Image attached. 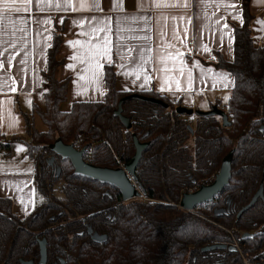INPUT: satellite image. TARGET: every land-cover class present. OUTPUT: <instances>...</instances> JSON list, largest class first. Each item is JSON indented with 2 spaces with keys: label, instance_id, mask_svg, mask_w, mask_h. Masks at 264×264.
Returning <instances> with one entry per match:
<instances>
[{
  "label": "trees",
  "instance_id": "trees-1",
  "mask_svg": "<svg viewBox=\"0 0 264 264\" xmlns=\"http://www.w3.org/2000/svg\"><path fill=\"white\" fill-rule=\"evenodd\" d=\"M243 19V25L234 27V59L220 56L216 64L234 77L228 107L215 103L228 114L230 123L224 126L220 116L177 114L180 101L174 103L154 89L120 91L117 72L108 66L103 100L77 101L62 110L69 79L58 74L63 37L54 30L44 71L46 107L35 103L31 113L23 114L24 135L0 140L5 154L15 143L25 144L36 166L35 186L45 201L20 217L12 198L0 194V264H40L39 242L44 238L49 264L60 259L65 264H244L237 251L203 250L218 243L232 245L228 229L250 264H264V199L241 211L264 184V45H255L254 16L246 7ZM135 93L169 106L137 97L125 100L122 113L131 122L127 129L114 112L122 97ZM36 116L46 130L36 128ZM135 137L148 144L135 171L143 195L126 201L119 188L76 175L72 162L50 147L57 140L86 147L85 160L119 168L135 155ZM229 155L232 176L220 196L196 210L182 209V195L211 183ZM226 205L227 214H215ZM88 227L106 234L107 240L94 242ZM245 232L254 236L243 238Z\"/></svg>",
  "mask_w": 264,
  "mask_h": 264
},
{
  "label": "crops",
  "instance_id": "crops-1",
  "mask_svg": "<svg viewBox=\"0 0 264 264\" xmlns=\"http://www.w3.org/2000/svg\"><path fill=\"white\" fill-rule=\"evenodd\" d=\"M102 7L104 8V12L101 13H87V12H56L52 11L51 13H38L35 11V3H33L31 10L33 12V16L30 20V30L26 34L25 43H27V48L23 51H20L21 44L18 42L16 51H20V55L16 57V61L20 59L27 58L26 53L28 51H32L33 55L31 58H27V64L20 65L16 61H13V65L10 66L5 64V68L7 72L0 70V81L8 79L9 76L15 77L17 84V91L12 92L10 88H3L0 90V140L6 142L13 135H24L25 134V126L26 119L24 118V113H31L34 104L36 103L39 107L45 109V92L47 91L45 86V74L44 71L47 69L48 59L46 49V59L41 55V49L45 47L44 41L45 37L48 35L47 32L43 33V35H37V31L39 30V26L35 24V17L37 15H51L54 18V30H58L62 33L63 41L59 51V58L63 59L62 66L59 69V77L60 79H69V94L68 99L63 102L62 110H70L74 103L77 101H101L105 98V95H101L99 91L95 90L93 85L87 84L86 80H79L77 73L85 66L79 64L77 61H72L69 59L71 55L75 52L80 51L79 47L72 48L69 46L68 41H72L75 39L85 40V36L77 35L82 31L81 28L75 27L72 24L73 19H79L80 16H88V15H111L113 17L112 27L115 30L118 27L117 16L118 13L110 11L113 0H101ZM219 2V0H216ZM225 3H235L236 7L231 8L229 10H225L223 7L216 8L213 7L202 8L198 3V0H191L192 7L189 9H165V14L171 15H181L182 13H186V16H190L192 18V24L187 25L184 20L172 21L168 20V30L169 36L171 35V29L175 26L178 30H183L184 27H189L190 31L188 33V39L184 41L188 47H193L191 43V37L194 32H196L197 26L199 27L200 39L201 43L207 44L211 49V54L193 51L190 55L186 54L185 59L187 60L188 66L191 67L195 60H199L204 68H210L214 73H230L226 69L219 68L216 64L219 62L220 56H223L228 61H232L234 59V41H232L231 49L228 48L230 36L234 37V27L243 25L240 20L233 19L234 16L242 14L243 18V8L246 7L250 10L251 14L254 16L252 21V31L255 45L260 46L264 45V23H259V21H264V3L261 0H224ZM139 0H126V9L127 14L130 16L134 15H148L151 17L150 25L155 28L157 25L156 15L152 12H140L138 7ZM16 6H21L19 3ZM215 11L216 15L213 16L211 13ZM207 12L209 15L206 18L203 17V13ZM14 15H27V13L14 14ZM64 17V24H58L56 21L60 17ZM217 16H223L226 19H222L220 24L216 23ZM244 20V19H243ZM160 23H163L161 21ZM224 23L228 24V28H224ZM5 26H7V21L4 22ZM207 25V28H205ZM49 28H53V25H49ZM131 27L136 31L129 32L126 35H144L145 33L140 32L139 29L144 27L143 22L132 24ZM52 32V35L54 33ZM230 31V35L224 36L223 47L220 46V34L221 31L228 33ZM8 33H0V37L7 36ZM20 34L17 33V36ZM153 37V48L156 50L153 54L155 55L161 49L157 48V40L159 37L157 36V32L153 30L151 32ZM53 39L48 41V43L52 44ZM113 42L115 43V36L113 37ZM130 44L136 45L139 43H144L143 41L130 40ZM173 43H177L173 41ZM177 47H180L182 51L186 52V49L183 45L177 43ZM171 50V49H170ZM12 51L11 49L9 50ZM9 53H4L3 56H0V59H4L8 56ZM211 55H215L217 57L216 60L211 59ZM113 59H116L115 49L113 50ZM69 63L76 64L75 71L67 69L66 65ZM107 65H105L106 67ZM21 68H27L28 71L26 73H21ZM116 72L122 71L121 69L113 66ZM34 70V71H33ZM127 69H125L126 71ZM193 75L195 78V82L193 84L194 91L190 93L184 92H176L175 95L169 92H160L158 88L160 87L159 81L153 79L151 87L152 89L158 91L161 95L167 96L173 101H180L181 105L186 106L188 108H198L199 110L209 111L215 103H221L222 107L227 105L228 100L225 101L224 97H229L231 94V90L233 88L232 85L225 88L222 83L217 82L216 87H212L213 85V76L209 74L207 76L201 77L200 71L198 68L193 69ZM230 79L234 80L233 75L231 74ZM74 81H78L74 83ZM8 83L11 85L12 80H8ZM79 86H87L88 92L86 95H76L78 91H82V87ZM181 85L183 87L184 80L181 78ZM116 86L121 91L125 90V87L131 88V91L139 90V91H148L141 90L138 87L131 84L130 80L122 75H117ZM104 87H106V83L104 80ZM27 94V95H26ZM43 97V98H41ZM11 98L13 103L8 104V99ZM230 98V97H229ZM32 100V105L29 106L27 100ZM11 109V111H9ZM18 120V124L15 128H10L8 125L13 119ZM19 147H23L25 151L20 152L17 149ZM35 172L36 166L35 163L27 155L26 147L23 142L15 143L13 146V150L9 154H5V152L0 148V194L4 197H10L13 201V206L16 213L23 217L24 215L33 211L38 204L44 201L45 196L38 191L35 186ZM41 194L44 196L41 197ZM21 199H23L24 203H21ZM34 203V207H33ZM27 205V208L25 207Z\"/></svg>",
  "mask_w": 264,
  "mask_h": 264
},
{
  "label": "snow or ice",
  "instance_id": "snow-or-ice-1",
  "mask_svg": "<svg viewBox=\"0 0 264 264\" xmlns=\"http://www.w3.org/2000/svg\"><path fill=\"white\" fill-rule=\"evenodd\" d=\"M264 3V0H261ZM19 3L21 6H16ZM35 3V11L38 13H51L56 12H87V13H101L104 12L101 0H0V33L7 32V36L0 37V56L4 53H9L4 59H0V70L7 72L5 64L13 65L16 57L20 55V51L27 48L26 34L30 30V20L33 16L31 7ZM202 8L223 7L226 11L235 8V3H225L224 0H198ZM126 0H113L110 11L118 13L117 23L118 27L114 30L112 27L113 17L111 15H88L80 16L79 19H73L72 24L75 27L82 29L77 35L85 36V40L75 39L68 41L72 48L79 47L80 51L75 52L69 57L72 61H77L79 64L85 65L80 72L77 73L79 80H86L87 84L93 85L96 91L101 95H105L107 89L104 87V80L106 76L105 65L109 68L115 66L122 71L117 72L116 75H122L130 80L131 84L141 90L151 91L152 81L156 79L159 81L160 87L158 91L169 92L175 95L176 92L190 93L194 91L193 84L195 78L193 69L198 68L201 77L212 74L213 85L216 87L217 82L222 83L223 87L227 88L229 85L234 86V80L230 79L231 73H214L210 68H204L199 60H195L191 67L188 66L185 59L186 54L190 55L193 51L204 52L211 54L212 49L207 45L201 43L199 27L197 26L196 32L191 37L193 47H188L184 41L188 39L189 27H184L182 32L175 26L171 29L169 36L168 20L172 21L184 20L187 25L192 24V18L186 16V13L181 15L165 14V9H189L192 7L191 0H139L138 7L140 12H152L156 15L157 25L154 27L149 26L151 17L148 15H134L127 14ZM27 13V15H14ZM208 13L204 12L202 18L208 17ZM211 15L215 16L216 12L213 11ZM223 16H217L216 23L220 24ZM233 19H238L243 23L242 14L234 16ZM7 21V26L4 22ZM54 18L49 15H37L35 17V24L39 26L37 35H43L47 32L45 37V47L42 48L41 55L46 59V49L51 48L52 44L48 43L53 39L52 32L54 30ZM163 21V23H160ZM64 17H60L56 23L64 24ZM143 22L144 27L139 29L144 35H126L129 32L136 31L131 27L132 24ZM264 23V21H259ZM53 25V28H49ZM224 28H228V24L224 23ZM207 28V25H205ZM155 30L159 39L157 40V48L161 49L155 55L156 50L153 48V37L151 32ZM221 31L220 46L223 47L224 36L230 35ZM17 33L20 35L17 36ZM115 36V43L113 37ZM130 40L143 41L136 45L130 44ZM234 37L230 36L228 48L231 49ZM181 44L186 49L182 51L177 47V43ZM18 42L21 44L20 51H16ZM12 50L11 52L9 50ZM115 49L116 59H113V50ZM171 49V50H170ZM32 51L26 53L27 58H31ZM27 58L16 61L20 65L27 64ZM212 60H216L215 55H211ZM67 69L75 71L76 64L69 63L66 65ZM125 69H127L125 71ZM27 68H21V73H26ZM34 71V70H33ZM181 78L184 80V85H181ZM12 80V84L8 80ZM78 84V81H74ZM17 81L15 77L9 76L8 79L0 81V90L3 88H10L12 92H16ZM82 87V91H78L76 95H86L88 92L87 86ZM125 90L131 91V88L125 87ZM27 95V94H26ZM43 98V97H41ZM229 97L225 96L224 100L227 101ZM2 103V102H0ZM12 104L11 98L7 101ZM29 106L32 105V100L28 99ZM11 111V109H9ZM18 124L17 119H13L8 125L10 128H15ZM20 152L25 151L23 147L17 149ZM21 203H24L21 199ZM27 208V205L25 206ZM34 207V203H33Z\"/></svg>",
  "mask_w": 264,
  "mask_h": 264
},
{
  "label": "water",
  "instance_id": "water-1",
  "mask_svg": "<svg viewBox=\"0 0 264 264\" xmlns=\"http://www.w3.org/2000/svg\"><path fill=\"white\" fill-rule=\"evenodd\" d=\"M139 98L141 100L145 101H151L155 104L162 105L163 107H168L169 104L167 102H164L163 100L157 99L155 97H147L142 94H131L126 95L121 98L118 109L114 112V115H117L120 117L121 121L125 125L127 129L131 127L130 118L126 115H123V102L130 98ZM177 114H187V115H203V116H209V115H216L220 116L223 119V126L229 125L228 121V114L227 112L218 106H213L209 111H203L199 109H192L188 108L183 105H179V107L176 108ZM264 130V128L262 129ZM134 144H136V153L132 157V160L126 164L123 165V167L119 168H107V167H101L97 165H93L88 160H85L84 156L86 154L87 148H78L77 146H74V144H68L63 142L62 140H57L53 144L50 145V147L63 159H69L74 167V173L76 175H82L91 179H96L100 181L101 183L110 184L120 189V192L122 194L123 201L125 200H131L134 198H139L141 195H143L142 188L138 185V187L135 185L134 181L132 180V177L135 179V171L138 167V163L141 160V156L143 151L148 147L147 143L140 142L138 137L134 138ZM55 156H51L49 163L51 165H54ZM221 171L216 175L215 179L211 182V184L208 185H202L200 188L197 189V191L193 192H186L182 195V198L180 199L179 206L183 209L192 211L199 208L202 204L212 202L215 197L218 196V194L228 186L229 181L232 176V170H231V156L229 155L221 169ZM61 172V168H57V175H59ZM264 199V184H261L259 189L255 192L254 196L251 198L252 200L241 208V211L251 207L255 204V202L259 199ZM240 211V212H241ZM239 212V213H240ZM215 214L218 216H221L223 214H227V208H219L215 210ZM88 233L91 235L94 242L103 243L107 240L106 234H101L99 232H94L92 227H88ZM254 234L245 232L243 233V238H249L253 237ZM40 246V264H49L47 263V256H48V249H47V240L44 238L40 240L39 242ZM214 249H230L233 251H236L235 247L233 245H227V244H213V246H208L203 248L205 251H213ZM22 264H35L33 260H22ZM55 264H65L63 259H60V262H56Z\"/></svg>",
  "mask_w": 264,
  "mask_h": 264
},
{
  "label": "built area",
  "instance_id": "built-area-1",
  "mask_svg": "<svg viewBox=\"0 0 264 264\" xmlns=\"http://www.w3.org/2000/svg\"><path fill=\"white\" fill-rule=\"evenodd\" d=\"M174 103H177V100L174 101ZM228 105H225L224 108H227ZM132 180L134 181L135 185L138 187L135 179L132 177ZM228 231L232 234L233 238H232V242L231 244L235 247L236 251L239 253L240 257H242L243 259V263L244 264H250L247 257H245L242 247L240 245V243L238 242V239L233 235L232 230L228 229Z\"/></svg>",
  "mask_w": 264,
  "mask_h": 264
},
{
  "label": "rangeland",
  "instance_id": "rangeland-1",
  "mask_svg": "<svg viewBox=\"0 0 264 264\" xmlns=\"http://www.w3.org/2000/svg\"><path fill=\"white\" fill-rule=\"evenodd\" d=\"M195 109H198V108H195ZM184 115H186L187 117H194V115H196V114H194V115H192V116L187 115V114H184ZM35 118H36V120H35V126H36V128H37L38 130H42V131L46 130L47 127H46L45 123L42 121V119L39 118L38 116H36ZM40 192H41V191H40ZM41 193H42V192H41ZM41 197L44 198V196H43L42 194H41ZM44 201H45V198H44ZM44 201H43V202H44Z\"/></svg>",
  "mask_w": 264,
  "mask_h": 264
},
{
  "label": "flooded vegetation",
  "instance_id": "flooded-vegetation-1",
  "mask_svg": "<svg viewBox=\"0 0 264 264\" xmlns=\"http://www.w3.org/2000/svg\"><path fill=\"white\" fill-rule=\"evenodd\" d=\"M215 177H216V176H215ZM215 177H214V179H215ZM209 184H211V183H209ZM205 185H208V184H205ZM226 187H227V186H226ZM224 189H225V188H224ZM224 189H223V190H224ZM193 191H194V190H193V189H191V190H190V191H188V192H193ZM220 194H221V192L218 194V196H217V197H215V198H214V200H215L216 198H218V197L220 196ZM229 202H230V200H229ZM221 208H225V209L227 208V212H228V210H229V208H228V205H226V207H221Z\"/></svg>",
  "mask_w": 264,
  "mask_h": 264
}]
</instances>
